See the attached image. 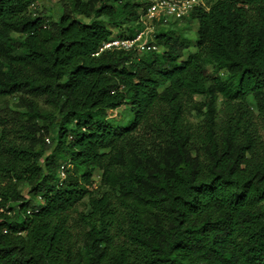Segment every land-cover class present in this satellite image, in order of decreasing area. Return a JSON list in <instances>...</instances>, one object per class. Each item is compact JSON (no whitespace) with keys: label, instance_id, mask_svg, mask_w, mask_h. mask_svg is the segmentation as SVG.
<instances>
[{"label":"trees","instance_id":"trees-1","mask_svg":"<svg viewBox=\"0 0 264 264\" xmlns=\"http://www.w3.org/2000/svg\"><path fill=\"white\" fill-rule=\"evenodd\" d=\"M63 1L0 0V264H264V0L143 55L101 48L147 2Z\"/></svg>","mask_w":264,"mask_h":264},{"label":"rangeland","instance_id":"rangeland-1","mask_svg":"<svg viewBox=\"0 0 264 264\" xmlns=\"http://www.w3.org/2000/svg\"><path fill=\"white\" fill-rule=\"evenodd\" d=\"M145 2H147V6H146V12L144 14L141 15L140 17V23L142 24V28L139 29V31H137L136 33V38L139 36L141 38V43L142 45H145V43L147 45H151L153 43H155L156 41V36L158 33V30L161 28H169L172 27L175 23V21H170L167 23L164 22H158V21H150L147 22V24L143 25V21H145L147 19V11H148V5L149 2L147 0H144ZM64 1L63 0H37V2L35 3V5L31 8V12L34 13H42L43 15H45L46 17L49 18L50 22L56 20L61 13V7L63 6ZM203 6V8H205L206 10L209 9V6L207 5L205 0H202L201 3ZM189 15V14H188ZM187 15V16H188ZM186 16V17H187ZM185 18V17H184ZM183 20V19H182ZM182 20L180 21H176L177 23L175 24L176 28H182L185 23L182 22ZM86 22H88V20L85 19ZM197 28V24L196 23H192L190 28H185V30H183L184 36L189 38V39H193L194 38V32L196 31ZM122 32H125V29H118V30H113V35L111 37V39H116V38H121L120 35ZM123 39V38H122ZM147 48L144 49H140V50H136L137 53H139L140 55H143L144 53H146ZM196 49L195 48H190L187 51H185V58H187L191 53L195 52ZM209 71L212 73L214 72L212 68L209 67ZM203 98L201 97H197L196 100L197 101H201ZM7 102H9L10 105H14L15 103L18 102V98L16 97H10L6 99ZM2 103V101H1ZM123 111V109H120L118 111H114V112H110L109 114L111 115V117L116 118L119 117L121 112ZM190 119L192 121H198L200 120V118L194 116V114H190ZM56 131H53V134H51L53 136H55ZM0 134H1V129H0ZM46 143L51 146L49 151H53V149H55L56 147V143L51 142V138L50 136L46 139ZM63 168V167H62ZM61 168L60 170V176L61 178H63L64 176L62 175L63 169ZM64 174V173H63ZM101 180H102V173L100 171H97L94 176H93V183H94V188H100L101 187ZM23 191L25 193V195H27L28 193V187L25 186L23 187ZM40 202V200L38 201Z\"/></svg>","mask_w":264,"mask_h":264},{"label":"built area","instance_id":"built-area-1","mask_svg":"<svg viewBox=\"0 0 264 264\" xmlns=\"http://www.w3.org/2000/svg\"><path fill=\"white\" fill-rule=\"evenodd\" d=\"M149 2L147 19L143 21V25L150 21L158 22H170V21H180L188 14H190L194 9L200 7L202 0H147ZM203 7V6H202ZM141 38L136 36L134 38H116L110 39L105 42L101 51L106 50H140L141 48H147L148 51L160 50L154 43L151 45H142L140 41ZM64 170V167L62 168ZM62 175L65 176V174Z\"/></svg>","mask_w":264,"mask_h":264}]
</instances>
